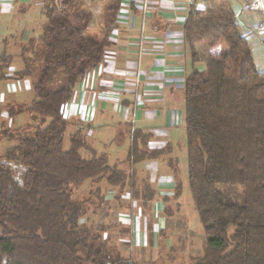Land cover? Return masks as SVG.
<instances>
[{
  "label": "trees",
  "instance_id": "1",
  "mask_svg": "<svg viewBox=\"0 0 264 264\" xmlns=\"http://www.w3.org/2000/svg\"><path fill=\"white\" fill-rule=\"evenodd\" d=\"M119 3L96 38L88 34L91 14L80 0H45L41 33L21 48L23 67L15 76L32 80L34 98L0 106L10 119L29 116L18 127L0 123V142L9 144L0 148V264H137L81 220L93 198L97 207L104 203V190L95 186L102 180L118 194L152 199L153 189L140 192L131 182L132 166L159 151L138 150L132 136L123 170L96 157L79 132L63 149L64 106L74 85L103 62ZM182 33L192 63L204 65L184 79L187 185L205 235L202 253L187 264H264V72L224 0L191 5ZM222 42L227 50L219 53L197 50ZM1 59L5 78L10 60ZM59 76L66 86L50 90ZM81 149L91 156L84 159ZM13 165L23 169L18 179Z\"/></svg>",
  "mask_w": 264,
  "mask_h": 264
},
{
  "label": "crops",
  "instance_id": "2",
  "mask_svg": "<svg viewBox=\"0 0 264 264\" xmlns=\"http://www.w3.org/2000/svg\"><path fill=\"white\" fill-rule=\"evenodd\" d=\"M44 1L0 0V67L3 54L10 60L3 71L6 77L0 78V106L28 105L34 98L32 80L29 77L16 78L15 74L23 67L22 46L41 33L45 21L42 23L40 18ZM80 1L91 14L88 33L98 36H102L107 28L103 21L105 14L120 3L113 26L107 31L109 46L103 62L74 85L71 99L64 106L67 149L69 137L79 132L96 157L105 156L109 165L123 170L127 167L130 136H133L138 150L159 151L155 157L146 156L132 166L131 182L140 192L153 189L155 195L152 199L144 201L130 198L125 193L118 194L104 180L95 185L104 190L103 205L113 201L116 212L122 210L125 214L123 218L118 216V220L125 223L135 251L142 246L146 248V245V250H153V244H156L153 239L162 235L164 230V218L160 213L166 203L175 202L179 209L182 205V193L180 191L177 195V190L181 183L178 155L182 147L186 151L184 79L199 64L191 61L190 51L183 42L182 26L190 6L200 7L195 0H150L139 54V0ZM30 11L39 14L36 20L31 19L32 22L26 18ZM257 20L258 16L255 24ZM255 24L242 34L249 44L256 69L264 72V58L255 52L257 46L264 48V37L256 32ZM251 41L255 48L250 45ZM135 95L137 102L134 104ZM0 118L3 119L1 123L18 127L27 122L29 116L23 113L10 119L4 110L0 112ZM80 155L84 159L91 156L83 149ZM127 198L132 205L135 204L129 214L124 212L125 207H120L122 200ZM81 222L88 224L90 218H83ZM145 237H151L152 242L146 243ZM117 248L124 258L134 259L133 255L125 256Z\"/></svg>",
  "mask_w": 264,
  "mask_h": 264
},
{
  "label": "rangeland",
  "instance_id": "3",
  "mask_svg": "<svg viewBox=\"0 0 264 264\" xmlns=\"http://www.w3.org/2000/svg\"><path fill=\"white\" fill-rule=\"evenodd\" d=\"M196 4L199 7L205 6L207 0H195ZM229 6L232 8L235 14V21L239 27L241 33H245L246 29L251 26H254L257 14L255 12H251L246 10L243 7L242 0H224ZM27 12L26 18H28L30 22H32V18L36 20L39 17V14L35 11ZM136 15V14H135ZM138 17V16H137ZM41 22L43 23L44 19L42 15H40ZM257 23V22H256ZM95 24V23H94ZM40 32V30H39ZM89 35H95L88 33ZM96 38H100L98 35H95ZM253 41H251L250 45H252ZM255 48L254 45H252ZM197 50L200 52H220L227 50V45L225 42H222L219 45L214 47H208L206 45L197 46ZM255 52L259 55V57L264 58V48L256 47ZM198 70H203L204 65L199 63L196 65ZM65 79L62 76H59L56 81L49 87L50 90H56L62 87H65ZM3 119L0 118V123ZM9 145L7 142L4 144L0 142V148L3 150L4 146ZM186 145V140H184V146ZM68 139L65 136L63 142V148L67 149ZM179 163L178 170L180 176V191L182 193L181 197V209H179V204L175 202H168L164 207V210L161 214L163 216V227L164 230L161 234L155 236L156 244H153V250L147 249L148 245L142 246V249H136L133 245H131V237L129 231L124 226L125 223L118 220V216L123 218L122 210L117 208V211L121 214L119 215L116 212V207L113 201L107 202L104 205L102 204L100 207L96 205V199L93 198L92 205L87 206V216L89 217L90 222L88 223L94 230V232L100 236L108 237L113 244H119V247L123 255L129 256L133 255L134 258L133 263L137 264H187L188 257L191 255H200L202 253V242L205 237L202 227L199 223L197 214L194 210L193 203L190 197V192L187 185V157L186 151L182 147L181 153L178 155ZM13 170L15 172V176L18 179L19 173L23 170L21 167L13 165ZM80 191V190H79ZM90 188L81 189V196L85 199L89 197L88 194ZM126 196H130L128 194V190L124 191ZM125 196V197H126ZM130 199L122 200V204L120 207H125L124 212L128 214L132 210V202ZM121 209V208H120ZM96 214V215H95ZM124 224V225H123ZM232 228L229 229L228 236L231 234ZM147 239V240H146ZM151 237H145L144 240L150 242ZM152 242V240H151ZM132 259V258H131Z\"/></svg>",
  "mask_w": 264,
  "mask_h": 264
},
{
  "label": "built area",
  "instance_id": "4",
  "mask_svg": "<svg viewBox=\"0 0 264 264\" xmlns=\"http://www.w3.org/2000/svg\"><path fill=\"white\" fill-rule=\"evenodd\" d=\"M243 7L251 12H255L258 16L257 23L255 24L256 32L264 37V0H242ZM139 7L141 12V29H140V37L138 41V52L141 54L142 52V42H143V24L147 18L150 0H139ZM137 84V81H136ZM137 102V97L135 95L134 104ZM130 142H132V136H130Z\"/></svg>",
  "mask_w": 264,
  "mask_h": 264
}]
</instances>
